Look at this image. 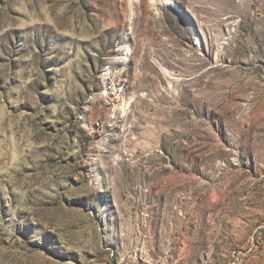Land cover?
Masks as SVG:
<instances>
[{"label": "rangeland", "instance_id": "1", "mask_svg": "<svg viewBox=\"0 0 264 264\" xmlns=\"http://www.w3.org/2000/svg\"><path fill=\"white\" fill-rule=\"evenodd\" d=\"M0 264H264V0H0Z\"/></svg>", "mask_w": 264, "mask_h": 264}]
</instances>
